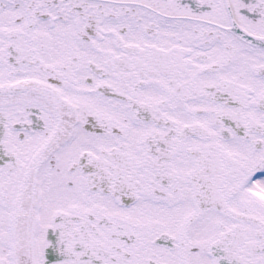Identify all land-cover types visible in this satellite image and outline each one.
Here are the masks:
<instances>
[{
  "label": "snow or ice",
  "instance_id": "1",
  "mask_svg": "<svg viewBox=\"0 0 264 264\" xmlns=\"http://www.w3.org/2000/svg\"><path fill=\"white\" fill-rule=\"evenodd\" d=\"M0 264H264V0H0Z\"/></svg>",
  "mask_w": 264,
  "mask_h": 264
}]
</instances>
